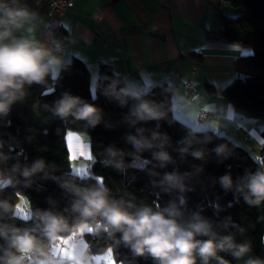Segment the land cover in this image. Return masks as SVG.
Instances as JSON below:
<instances>
[{"label": "clouds", "instance_id": "1", "mask_svg": "<svg viewBox=\"0 0 264 264\" xmlns=\"http://www.w3.org/2000/svg\"><path fill=\"white\" fill-rule=\"evenodd\" d=\"M70 67L66 39L56 35L52 22L34 9L29 0H0V118L5 126H11L7 118L13 106L23 103L34 85L48 88V95L54 94L55 88L61 86L63 73ZM181 84L182 88L167 90L170 91L167 102L157 101L150 98L151 89L113 72L111 76H100L94 87L90 84L91 100L62 91L51 104L42 105L44 111L64 124L83 122L85 133L104 120L103 110L95 103L100 96L127 108L122 123L133 130L125 136L131 151L107 146L101 163L121 173L135 165L136 170L159 176V180L152 181L154 187L164 193H177L175 199L163 206L117 199L101 180L86 182L73 170L57 177L48 171L51 167L54 172L55 165L50 166L43 158L22 165L20 157L4 151L6 142L0 140V165L4 166L0 167V193L21 185L29 187L34 183L33 177L42 174L72 197L70 208L64 212L54 211L55 202L51 199L47 210L31 209L27 200L21 203L17 199L14 203L0 199V241H3L0 264H99L98 257H111L121 246L128 249L131 259H120L115 264H133L139 258L151 260L152 264H232L227 256L243 264H264V255L254 254L250 240L237 241V234H243L246 229L234 223L230 216L214 221L203 215L201 208L189 209L184 194L192 191L186 184L192 172L173 170L161 175L153 170L175 163L167 150L171 146L170 137L160 131V122L170 126L176 123L172 117L177 111L191 121L189 125H181L187 133L178 141L183 146L176 149L182 159L190 155L203 160L205 151L195 149V144L210 143L212 137L225 139L217 135L225 126L223 123L210 122L206 117L201 121L193 113L197 105L204 111H211V105L202 103L199 94H188L189 81ZM191 88H196L194 81ZM232 112L230 105L225 106L222 121L230 122ZM152 121L157 122L154 130L142 126ZM229 144L230 141L218 144L212 152L226 159L231 155ZM7 146L9 152L14 149L12 144ZM145 152L151 154V159L143 155ZM10 159L17 162L8 168ZM193 168L197 175L203 171L200 166ZM218 183L225 192L234 189V195L239 194L237 202L242 197L249 207L264 206V165L246 169L235 181L229 172L219 177ZM213 207L217 214L222 211L218 203H213ZM22 213L29 226L4 222L18 220ZM258 220L264 222V216ZM89 235H104L112 243L94 251L86 239ZM261 240L264 243V237Z\"/></svg>", "mask_w": 264, "mask_h": 264}, {"label": "trees", "instance_id": "2", "mask_svg": "<svg viewBox=\"0 0 264 264\" xmlns=\"http://www.w3.org/2000/svg\"><path fill=\"white\" fill-rule=\"evenodd\" d=\"M221 1L226 2L232 8L240 9L241 12L233 17L221 16L219 38L233 44L248 45L253 49L250 56L241 58L235 63L236 76L224 87L223 94L237 109L243 110L252 117L264 118V0ZM58 28L56 34L59 31ZM113 72L111 64L102 62L98 65L96 80L102 75L111 76ZM53 87L55 86L53 85ZM149 89L152 90V97H150L152 99L164 102L170 99V91L167 90L172 87L166 83L155 84ZM48 91V88L34 85L29 90L26 100L13 106L10 116L7 118L11 121V126H5L3 118H0V140L6 142L4 151L13 157H20L22 165L30 164L35 158H43L50 166L55 165L54 172L51 167L48 171L52 175L61 177L65 172L70 171L65 136L68 131H84L83 122L64 124L58 118L52 117L50 113L44 111L42 105L44 103L51 104L62 91H69L73 95L91 100L89 69L80 59L74 58L71 61V67L63 73L61 86L55 88L54 94L48 95ZM95 103L103 110L104 120L95 129L87 130L91 137L92 161L89 175L83 176L81 179L86 182L101 180L111 189L115 198L130 199L136 204L141 202L149 205L158 203L163 206L168 200L175 199L176 192L164 193L158 187L153 186L152 181L159 180V176H150L146 171L136 170L135 165L126 173H121L101 163L104 149L107 146L113 145L125 152L131 151V146L126 143L125 136L133 130L122 123L124 115L128 111L127 108H121L103 96H100ZM172 118L176 123L170 126L167 122L161 121L160 131L166 132L170 137L171 146L167 150L171 153L175 163L164 169L155 168L153 170L161 175L173 170H178L181 173L192 172L193 176L186 181L192 191L184 194L188 199L189 209L201 208L203 209L202 214L214 221H220L230 216L234 223L246 229L243 234H237V241L250 240L254 254L264 255V243L261 240L264 237V222L258 220V217L264 216V206L260 209L249 207L244 203L242 197H239L237 202L239 194L234 195V189L225 192L218 183V178L229 172L235 181L237 177L243 175L246 169L254 170L257 165H264V128L261 131L263 143L259 159H256L242 145L218 133V136H224L225 139L212 137L210 143L194 145L195 149L205 151L203 160H196L190 155L182 159L176 149L183 146L178 141L187 135L185 128L181 125L188 124L181 122L174 115ZM156 123L152 121L142 126L154 130ZM107 125H111V127ZM227 141H230L228 147L231 155L226 159L217 157L212 149ZM8 144L14 145L11 152H9ZM143 155L151 159L150 153L145 152ZM16 162V159H10L7 162V167L11 168ZM193 166H200L203 171L197 175ZM0 167L4 166L0 165ZM148 167L152 169L151 165ZM33 180L34 183L29 187L21 185L16 189L8 188L0 193V199H8L15 203L17 199L23 197L30 201L31 209L41 210L51 207L49 204L51 199L55 202L54 211L64 212L65 209L70 208L72 197L54 180L44 179L42 174L33 177ZM213 203H218L222 208L218 214ZM230 204L231 206H229ZM64 214L70 216L68 212ZM4 222L15 223L21 227L29 226V222L25 218L13 221L5 220ZM86 239L94 251H100L112 243L104 235H89ZM2 243L3 241H0V244ZM112 256L115 262L120 259H131L128 249L122 246ZM226 258L232 264H243V261H235L231 256ZM133 264H152V262L139 258L133 261Z\"/></svg>", "mask_w": 264, "mask_h": 264}, {"label": "crops", "instance_id": "3", "mask_svg": "<svg viewBox=\"0 0 264 264\" xmlns=\"http://www.w3.org/2000/svg\"><path fill=\"white\" fill-rule=\"evenodd\" d=\"M31 6L49 21L45 8ZM239 13L221 0H74L56 35L66 39L70 62L80 59L89 69L90 78L105 62L112 65L114 72L145 88L158 83L182 88L181 82L189 81L188 94H199L202 103L212 107L208 112L215 117L208 120L225 125L217 133L259 159L264 118L237 109L223 94L224 87L236 76L235 63L253 53L251 46L219 38L221 16ZM229 105L233 109L232 120L224 122L223 108ZM202 111L199 105L193 108L194 114ZM173 115L191 124L182 112ZM77 136L71 133L66 142L68 154ZM85 156L90 166L92 157L88 150Z\"/></svg>", "mask_w": 264, "mask_h": 264}, {"label": "rangeland", "instance_id": "4", "mask_svg": "<svg viewBox=\"0 0 264 264\" xmlns=\"http://www.w3.org/2000/svg\"><path fill=\"white\" fill-rule=\"evenodd\" d=\"M238 10L239 12H241L240 9H236ZM235 15H231L230 17H233ZM95 80H96V76L95 75H92V77L90 78V84L93 85L94 87V84H95ZM71 133H74L75 135H78L79 137H81V140H80V143L84 144V148L85 150L89 151L90 155H91V151H90V140L88 139L89 135L88 133L85 131H68L66 136H65V141L68 142L69 139H70V135ZM83 155V158H81V156ZM73 156H75V159H76V163L75 165H73ZM68 159H69V167H70V170H73L74 173H79L80 174V177H83V176H88L89 175V168L90 166L87 164V158L85 156V153L84 154H81V153H78V152H74L73 151V146L70 147V150H69V154H68ZM21 203L22 200H23V197L19 199ZM20 218H25L23 216V213L21 214ZM66 252V250L64 251ZM98 261H99V264H115V261L113 259V256H108V255H103V256H100L98 257Z\"/></svg>", "mask_w": 264, "mask_h": 264}, {"label": "built area", "instance_id": "5", "mask_svg": "<svg viewBox=\"0 0 264 264\" xmlns=\"http://www.w3.org/2000/svg\"><path fill=\"white\" fill-rule=\"evenodd\" d=\"M39 8H45L46 15L50 22L56 29L61 25L62 19L65 17L66 13L73 7L74 0H38ZM29 3L37 7V0H29ZM197 70V66L194 67L193 73ZM201 121L206 117L207 119H212L215 114L208 111H202L198 115Z\"/></svg>", "mask_w": 264, "mask_h": 264}, {"label": "snow or ice", "instance_id": "6", "mask_svg": "<svg viewBox=\"0 0 264 264\" xmlns=\"http://www.w3.org/2000/svg\"><path fill=\"white\" fill-rule=\"evenodd\" d=\"M74 140H75V143L73 145V151L84 154L85 148H84V144L80 143L81 137L77 136L74 138ZM81 158H83V155L81 156ZM72 160H73V165H75L76 163L75 156H73Z\"/></svg>", "mask_w": 264, "mask_h": 264}]
</instances>
